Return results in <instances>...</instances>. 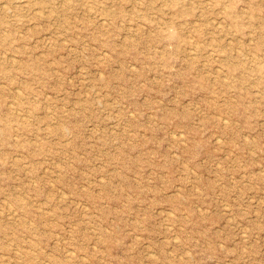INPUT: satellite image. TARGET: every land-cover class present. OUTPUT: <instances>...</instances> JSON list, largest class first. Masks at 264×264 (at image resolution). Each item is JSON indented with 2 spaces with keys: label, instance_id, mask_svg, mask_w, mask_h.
Here are the masks:
<instances>
[{
  "label": "rangeland",
  "instance_id": "obj_1",
  "mask_svg": "<svg viewBox=\"0 0 264 264\" xmlns=\"http://www.w3.org/2000/svg\"><path fill=\"white\" fill-rule=\"evenodd\" d=\"M0 264H264V0H0Z\"/></svg>",
  "mask_w": 264,
  "mask_h": 264
},
{
  "label": "bare ground",
  "instance_id": "obj_2",
  "mask_svg": "<svg viewBox=\"0 0 264 264\" xmlns=\"http://www.w3.org/2000/svg\"><path fill=\"white\" fill-rule=\"evenodd\" d=\"M220 28H221V27H220ZM192 49H193V48H192ZM192 51H193V50H192ZM134 64H135V63H134ZM218 137H219V136H218ZM219 138H220V137H219ZM219 138H218V139H219ZM34 179H35V178H34ZM51 182H52V181H51ZM170 210H171V209H170ZM171 211H172V210H171ZM16 217H17V216H16ZM245 238H246V237H245ZM71 250H72V249H71ZM151 254H152V253H151ZM84 255H85V254H84Z\"/></svg>",
  "mask_w": 264,
  "mask_h": 264
}]
</instances>
